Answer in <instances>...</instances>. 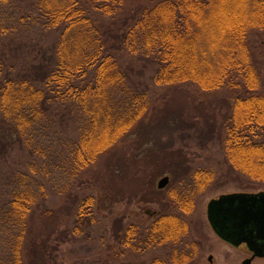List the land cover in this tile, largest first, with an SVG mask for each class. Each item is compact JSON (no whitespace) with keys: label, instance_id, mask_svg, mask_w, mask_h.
Masks as SVG:
<instances>
[{"label":"rangeland","instance_id":"1","mask_svg":"<svg viewBox=\"0 0 264 264\" xmlns=\"http://www.w3.org/2000/svg\"><path fill=\"white\" fill-rule=\"evenodd\" d=\"M34 1L11 0L0 11L6 29L0 33V84L7 77L32 79L53 57L60 33L40 25ZM157 1L128 0L115 17L95 14L106 44L119 46L121 25ZM250 42L264 84V32H253ZM114 53L131 84L147 88L148 107L130 131L78 174L68 161L71 142L84 124L75 110L54 106L25 136L10 130L0 114V264H9L14 234L8 200L24 188L36 195L21 242L24 264H146L154 256L166 258L169 247L133 249L119 240L133 225L136 242L162 213L179 214L189 222V235L179 245L198 243L199 254L191 264H210L209 256L213 264H241L250 253L220 239L206 216L208 201L219 194L264 191V183L239 174L225 159L224 128L233 93L226 88L207 92L192 83L150 85L149 60L117 48ZM197 168L212 169L214 180L197 195L193 211L184 213L168 193H184ZM163 176L169 182L158 189ZM88 196L93 204L80 223L75 214ZM251 264H264V259L256 257Z\"/></svg>","mask_w":264,"mask_h":264},{"label":"trees","instance_id":"2","mask_svg":"<svg viewBox=\"0 0 264 264\" xmlns=\"http://www.w3.org/2000/svg\"><path fill=\"white\" fill-rule=\"evenodd\" d=\"M127 1L35 0L40 25L59 31V39L52 59L32 79L7 77L0 84L3 122L16 135L25 136L54 106H68L84 121L71 142L68 161L76 174L87 169L130 131L148 107L147 88L131 84L114 53L117 48L152 63L150 85L192 83L207 92L226 88L233 93L224 128L225 159L239 174L264 183V93L258 92L264 84L250 42L253 32H264V0H158L121 25L119 46H108L94 15L115 17ZM10 2L0 0V11ZM3 30L0 24V33ZM213 175L212 169L197 168L184 193L168 195L181 211L191 213ZM35 200L27 188L13 192L8 200L14 232L9 264H24L21 242ZM92 204V196L82 200L75 214L78 222ZM189 229L179 214L162 213L136 242L133 225L119 240L133 249L170 248L166 258L154 256L146 264H190L197 243L179 245Z\"/></svg>","mask_w":264,"mask_h":264},{"label":"water","instance_id":"3","mask_svg":"<svg viewBox=\"0 0 264 264\" xmlns=\"http://www.w3.org/2000/svg\"><path fill=\"white\" fill-rule=\"evenodd\" d=\"M168 182L169 177L163 176L158 189ZM206 207L213 232L234 247L245 244L252 253L242 264H251L255 257L264 258V191L222 193L211 198ZM212 260L209 256L210 264Z\"/></svg>","mask_w":264,"mask_h":264},{"label":"flooded vegetation","instance_id":"4","mask_svg":"<svg viewBox=\"0 0 264 264\" xmlns=\"http://www.w3.org/2000/svg\"><path fill=\"white\" fill-rule=\"evenodd\" d=\"M139 231V230H138ZM189 231H190V229H189ZM145 233V230H144V232H141V234L143 235ZM139 234V233H138ZM188 235H189V232H188ZM188 237V236H187ZM140 239V238H139ZM190 242H195V241H190ZM197 243V242H196ZM229 244V243H228ZM197 246H198V251H197V254H196V256L194 257V259L192 260V262L196 259V257L198 256V254H199V250H200V248H199V245H198V243H197ZM238 247H244L245 249H246V251L247 252H249L250 253V256H251V252L247 249V247H246V245L245 244H241L240 246H238ZM256 258V257H255ZM257 258H259V257H257ZM246 259V258H245ZM264 259V258H263ZM191 262V263H192ZM242 262H243V260H242ZM242 262H241V264H242ZM169 263V262H168ZM190 263V264H191Z\"/></svg>","mask_w":264,"mask_h":264}]
</instances>
